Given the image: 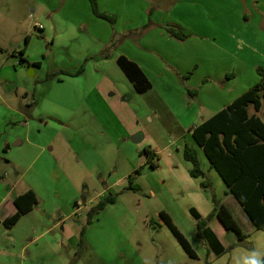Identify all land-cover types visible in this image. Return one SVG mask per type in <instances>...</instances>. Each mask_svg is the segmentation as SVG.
<instances>
[{"label": "rangeland", "instance_id": "374dc122", "mask_svg": "<svg viewBox=\"0 0 264 264\" xmlns=\"http://www.w3.org/2000/svg\"><path fill=\"white\" fill-rule=\"evenodd\" d=\"M48 1L51 3L50 7H54L55 2L62 3V0ZM157 2L161 6L160 13L157 14L163 24L156 27L162 28L164 32H167V29H174L186 36L185 39L188 40L184 43L174 37V41L181 48L170 49L177 54L181 53L183 48V53L188 59L193 57L196 62L198 61V77L203 75L204 65L211 66L212 71L216 69L213 60L218 57L215 53L218 49L215 47H221L219 45L222 43L223 34L228 37L229 33L237 32V38L238 36L240 38L237 44L240 46L249 45L256 49L261 47L258 28L262 27L264 22V0H157ZM86 5L89 15L91 12L89 3L87 2ZM79 10L81 11V8ZM61 11L59 9L56 12L46 13L43 0H0V138L8 143V148L0 152V198L4 196L5 181L17 182L16 193L28 187V184L34 186L38 192V204L33 209L37 213L35 216L29 218H23L26 214L21 216L23 219L12 229L0 227V263L41 264L42 260L36 256L42 253L56 258L57 254L53 248L56 241L61 240L60 227L52 233H46L52 223H36L35 219L44 218L51 222V216L66 214V207L68 213L70 204L73 206L86 198L85 206L80 210L81 216L77 220L80 223L74 221L76 218L73 217L65 224L70 231L68 234L70 237L67 241L68 247L63 248L61 253L68 252L73 245L77 253L79 232L81 226L85 225L88 209L98 201L113 196L115 202L103 209L97 222L93 221L85 228L83 249L80 253H84V246H87L85 255L88 257L95 259L94 256L89 255L93 253L87 245V242L92 241L94 247L107 258L105 264L260 262L264 264V230L254 229L235 200L230 195H225L223 182L213 170L208 168V162L202 151L191 139L189 128L181 126L182 121L178 119L169 121L168 116H155L153 113L143 114L140 117L138 127L141 131L138 135L142 139L134 143L141 150L145 148L154 151L158 157L156 169L150 168L143 160V155L140 154L141 157H138V164L141 162L140 173L133 182L139 186L140 191H125L128 185V177L125 175L126 166H121L114 158H110V152L106 157L111 166L109 173L104 174L103 180L99 179V175L91 177L86 170L85 159L99 164L94 148L105 151L110 142H117V137L125 133L124 124L119 114L112 116L107 111L106 115V109L102 108L100 111L103 119L110 123L105 124L104 127H95L91 125L87 114L83 117L68 116L65 108L59 109L51 104L50 97L53 94L47 89L48 84L62 77L61 71L77 64L89 69L87 73L90 75L92 68L87 65L86 59L88 53L97 44L94 39L96 32L92 33L90 30L89 33L85 32L84 27L75 29L77 16L65 15ZM220 12L223 18H226L224 24L217 20ZM240 15H243V18ZM90 16L96 18L93 14ZM170 17L174 19L168 21ZM96 19L100 23H105L106 27H110L108 22ZM150 21L156 22L152 18ZM174 22L177 25H174ZM68 26L73 29L71 35H67ZM153 29L151 27L149 30H157ZM28 35L33 37L26 50L28 59L37 58L42 66L41 69H36L37 78L33 79H30L28 72L19 64V54L21 51L26 52L24 39ZM47 35L53 40L46 39ZM136 37L134 35L130 38ZM140 38L141 35L137 39ZM208 46L211 49V61H208L207 57L204 58ZM127 47L128 42L115 41L109 51L118 48L126 50ZM161 47L165 54L168 50L165 40L161 39ZM147 50L150 48L143 51ZM149 54L148 51L145 53L147 56ZM254 56L258 58V53H254ZM221 57L217 65H222ZM257 64L264 67V61ZM228 65L229 63L226 62L225 66ZM164 67L165 81L175 76L180 79L182 74L175 69L167 68L165 63ZM190 74L187 81L192 77V72ZM198 79L196 78L191 84L192 88L198 89ZM261 79L259 76L258 83ZM187 81H183L185 86ZM8 89L10 93L7 92ZM185 94L187 95L186 92ZM41 96L46 97L47 100L43 106H38L37 100H40ZM82 99L83 96L79 94L74 96V101L80 102ZM145 103H150V99H146ZM170 103L175 108L172 109L173 112H178L180 117L181 113L187 110L185 106L181 107L182 102L176 95L171 96ZM108 116L110 119H107ZM62 137L70 138L73 146L81 144L83 149L86 145L92 148L86 149L88 153L85 159L84 155L78 157L76 153H81V149L73 148L76 153L71 149L62 150L59 146ZM17 141H21V144L15 146ZM185 146L196 150L199 167L206 175L204 179L189 177L191 164L183 159ZM40 148L46 151L41 157L38 156ZM54 156L63 160L62 163L55 165L54 162H48V157L55 161ZM55 167L60 169L61 174L56 175ZM205 181L209 186L202 188L200 185ZM70 186L74 187L77 195ZM74 195L75 199L68 202ZM212 197L230 210L246 235L243 241H238L235 234L224 231L215 218L209 221V228L225 249L221 255L216 253L213 242L209 243L208 239L204 240L197 236L196 222L189 213L190 208H195L202 215V219H206L214 208ZM10 202L8 200L2 202L0 218H4L6 205ZM160 212L170 217L195 252L196 259L189 258L183 251L164 222L160 220ZM32 240L35 241L30 243ZM9 252L12 254L9 255ZM125 252L130 254L129 258L125 257L126 261L119 258V254ZM22 257L25 259L24 262L21 260ZM128 259L130 260L127 261Z\"/></svg>", "mask_w": 264, "mask_h": 264}, {"label": "crops", "instance_id": "0c3cea01", "mask_svg": "<svg viewBox=\"0 0 264 264\" xmlns=\"http://www.w3.org/2000/svg\"><path fill=\"white\" fill-rule=\"evenodd\" d=\"M43 1L46 5V13L56 12L60 9L62 10L61 13H64L65 15H76L77 24L75 29L84 27L85 32L89 33V30L92 31V33L96 32L95 35H93L95 41L97 42L91 52L88 53L86 59V61H88L87 65L89 67L91 66L92 68L90 75L87 73L89 69L87 70L86 68H83V73L78 76L70 77L62 74V77L56 78L53 82L48 84L47 89L53 94V96L50 97L52 100L51 104L59 109H62V107L65 108V112L68 116L80 115L83 117L86 116L85 114H87L89 116L91 125L95 127H104L106 126L105 124L110 123V121L103 119L102 117V112L100 110L105 108L106 115L108 112H110L112 116L119 114L122 123L125 125H123L125 132L124 135L118 136L117 142H110L108 148L105 151L99 150L97 147L94 148L96 150V157L98 158L99 164L93 163V160L85 159V155L88 153V150L86 149L92 147L86 145V148L83 149V145L81 144L73 146L70 138H61L59 146L62 147V150H65V148L67 151L68 149H71L73 153H76L73 148L82 150L81 153L76 154L78 157L84 155V159L87 161L86 170L89 172L92 178L99 175V179L103 180L104 174L109 173L111 166H109V162L106 160L107 153L109 154V152L110 158H114V160H116L121 166H126L125 175H127V177L133 176L135 179L137 176H139V174H135L136 170L139 169V166L141 165V162L138 164V157H141V154L143 155V160L146 161L147 156L142 153L143 150H141V148L137 147L136 143H134L137 141L134 139L141 131V128L138 127V123L140 117L143 114L150 115L153 113L155 116H168L169 121H177L178 119L179 121H182L183 125L181 126H183V128H189L191 136V132L195 127L211 118L213 115L230 105L242 94L255 86L258 83L260 71L264 75V67L257 64L260 61H264V22L261 25L262 27L258 28V35L259 39L261 40L260 49H256V47L249 45L242 47L237 44V41L240 39L239 36L237 38V32L229 33L228 37L223 34L224 37L221 36L222 43L219 45L222 48L215 47L218 49V51L215 52L218 54V57L217 59L213 60L217 66L216 69L212 71L211 66L205 67L204 65L203 75L198 77V61L196 62L193 57L188 59L183 53V48L181 53L174 54L173 50L170 48L181 47H178V43L174 41V37L170 36V34L168 35V32H164L162 28L158 29V27H156L160 24H163V22L159 21V14H157L161 7L158 5L157 0H98L99 11L112 15L116 19V24L113 27L110 26L109 28L106 27L105 23H100V21H98L96 18L93 16L91 17L90 15L92 12H90V10L89 15L87 14L88 5H86V3L88 0H62V3L55 2L54 7H50L51 3L48 0ZM79 8H81V11ZM240 16L243 18V15ZM151 18L156 22L150 21ZM171 18L172 17L168 18V21ZM218 19L221 21V24L225 23L224 20H226V18H223L221 12L217 15V20ZM171 21L173 22L174 20ZM174 25L177 24L175 23ZM179 26L185 27L184 25ZM151 27L154 28L153 30H157L150 31L149 29ZM221 29L222 28L220 27V30ZM66 30L67 35L72 34V28L68 26ZM148 30L149 32L147 33ZM134 35L137 37L131 39L130 37H134ZM140 35L142 38L137 39ZM26 37L28 38V41L26 43L25 51L28 49L31 39L33 38L30 37V35ZM45 37L46 39L50 38V41L53 40L50 35ZM161 39L167 42L168 50L165 52V54L161 47ZM187 40L188 39H184L181 41L184 43ZM115 41L120 43L122 41L128 42L127 49L121 50L118 48L117 50L110 52L108 49L111 48V42ZM149 48L150 50L147 51L150 52V54L147 56L145 55L147 51L144 52L143 50ZM254 53H258V58L254 56ZM27 54V51L23 54H19V64L21 67H24L25 71L28 72L30 79L37 78L36 69H41V63L39 60H37V58L29 60ZM204 54V58L207 57V60L211 61L210 46L207 47V50L204 52ZM119 56H124L130 61L134 62L141 69L146 79L150 82L151 88L145 94H138L134 90L132 84L120 70L116 63ZM220 57L222 65H217ZM20 59L23 61L21 62ZM162 60L164 61L167 68L175 69V71L182 74L180 79L175 76L174 78H168V81L164 80L165 78H163V69L166 68L164 67ZM226 62L229 63L228 66H225ZM80 66L77 64L76 66L65 69V71L75 72ZM191 72L192 77L189 81L186 80L187 86H185L183 84L184 80L182 77L186 75L185 73L188 74ZM225 77H228L227 80H224ZM196 78H199L197 80V84L199 83L197 87L198 89L192 88L191 86ZM186 87L191 91L196 92V96L194 98H189L185 94ZM7 92L10 93V89H8ZM78 94L83 96V99L80 102L74 101V96ZM172 95H176L180 99L182 102L181 107L185 106L187 108V110H184V112L181 113L184 118H182V116L180 117L178 112H173L172 109L175 108L170 103ZM39 99L40 100H37V105L43 106L47 98L41 96ZM146 99H150V103H145ZM26 107L28 108V106ZM107 119H110L109 116ZM141 139L142 137L140 140ZM20 144L21 141H17L14 145L18 146ZM7 148L8 143L3 142L0 138V152ZM49 150L52 151L51 148H49ZM148 150L156 156L155 160L153 161L154 168H150L156 169L158 166V157L154 151L150 149ZM139 151L140 153H138ZM44 154H46V151L40 148L38 156L41 157ZM54 159L55 161H52L48 157V162H54L56 165V163H62L63 161L56 158L55 156ZM31 165L34 166L32 163ZM55 172L56 175L58 173L61 174L60 169L57 167H55ZM5 183V192L4 196L0 198V206L4 200L12 201L28 190L32 191L36 197L38 196L36 188L34 186H30L29 184L28 187H24L23 190L16 193L15 188L17 186V182L11 183L10 181H5ZM104 188H107V186H104ZM71 189L77 195L74 187H71ZM74 197L75 195L69 199L68 202H71L72 199H75ZM85 203L86 198H83L81 202L82 205L79 208H75V204L73 206L70 204L68 207V213L66 207V214L62 216L58 214L51 216V222L46 221L44 218L35 219L36 223H52V225L45 231L46 233H52L58 227H60V231L62 233L60 238L61 240H57L56 245L53 248L56 251L57 257L52 258L45 253L39 254L36 257L42 260L41 264H70V261L76 254L75 250L77 249L75 248V245H73L68 252L63 254L61 253L63 248L68 247L67 241H69L68 238L70 237L68 235L70 231L65 224L69 223L73 217L76 218L74 221L78 222L77 220L81 216L80 210H82V208L85 206ZM102 211L94 216L93 221H98ZM36 214L37 213L32 210L23 218H29V216H35ZM198 214L202 218V215L199 212ZM23 218L20 217L13 227L20 223ZM0 227L3 226L0 225ZM55 239L58 238L55 237ZM34 241L35 240H32V242L30 241V243H33ZM87 245L89 246L88 249L93 253L89 255L94 256L95 259L85 255L87 246H84V253H81L75 264L107 263V258L105 255L101 254L98 249L94 247L92 241H89V243L87 242ZM51 251L53 252L54 250ZM11 254L12 252H9V255ZM28 254L31 253L28 252ZM129 255L130 254L125 252L123 254H119V258L126 261L125 257L129 258ZM21 260L24 262L25 259L22 257ZM129 260L130 259L127 261ZM4 264L12 263L7 262Z\"/></svg>", "mask_w": 264, "mask_h": 264}, {"label": "trees", "instance_id": "16d2710c", "mask_svg": "<svg viewBox=\"0 0 264 264\" xmlns=\"http://www.w3.org/2000/svg\"><path fill=\"white\" fill-rule=\"evenodd\" d=\"M88 3L96 18L108 22L111 27L115 25L116 19L112 15L99 11L98 0H88ZM167 32L178 40L186 38L174 29H167ZM24 40L26 44L28 38L25 37ZM113 43L111 42L112 48ZM22 53L23 51L20 54ZM20 61L23 60L20 59ZM116 63L138 94H144L150 90V82L134 62L124 56H119ZM61 73L75 77L83 73V67L80 66L75 72L61 71ZM190 75L188 73L183 76V80H188ZM259 76L262 78L259 83L230 105L195 127L191 132V139L202 151L209 169L213 170L223 182L225 195H230L235 200L254 229L264 230V78L261 71ZM227 78L225 77V80ZM185 91L189 98L196 96V92L187 87ZM142 153L147 156V164L154 168L155 154L145 148ZM183 159L192 166L189 171L191 178H205L206 175L199 167L197 152L194 148L185 146ZM139 173L140 168L136 170L135 174ZM127 180L128 185L125 190L134 192L140 190L139 186L134 184L133 176H129ZM200 186L206 188L209 184L205 181ZM114 202L115 197L108 196L88 209L85 225L81 226L79 232L78 251L70 264H75L81 255L86 226L91 224L96 214ZM212 203L214 208L206 219H202L194 208H190L189 213L196 222L197 236L204 240L208 239L209 243L213 242L216 253L221 255L225 249L215 233L208 227L209 221L215 218L224 231L234 233L238 241H243L246 235L227 207L217 202L214 197H212ZM37 204V197L34 193L30 190L26 191L6 205V214L4 218H0V225L5 229L12 228L21 216L31 212ZM159 218L187 256L196 259L195 252L170 217L166 213L160 212Z\"/></svg>", "mask_w": 264, "mask_h": 264}, {"label": "built area", "instance_id": "2783aa9c", "mask_svg": "<svg viewBox=\"0 0 264 264\" xmlns=\"http://www.w3.org/2000/svg\"><path fill=\"white\" fill-rule=\"evenodd\" d=\"M81 205H82L81 202H78L75 204V208H79Z\"/></svg>", "mask_w": 264, "mask_h": 264}, {"label": "water", "instance_id": "95a60500", "mask_svg": "<svg viewBox=\"0 0 264 264\" xmlns=\"http://www.w3.org/2000/svg\"><path fill=\"white\" fill-rule=\"evenodd\" d=\"M140 138H141V136L140 135H137L136 137H135V141H139L140 140Z\"/></svg>", "mask_w": 264, "mask_h": 264}]
</instances>
